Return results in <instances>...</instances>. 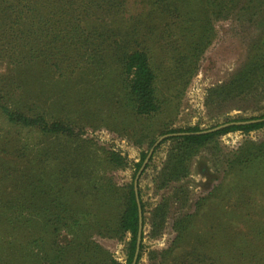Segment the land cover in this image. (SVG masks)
<instances>
[{
    "label": "trees",
    "instance_id": "obj_1",
    "mask_svg": "<svg viewBox=\"0 0 264 264\" xmlns=\"http://www.w3.org/2000/svg\"><path fill=\"white\" fill-rule=\"evenodd\" d=\"M141 2L146 7L129 14L128 0H0V64L5 65L0 71V264H120L93 237L122 239L127 234V264L132 263L138 232L134 184L119 194L107 178L126 166V158L82 135L95 129L96 121L117 132L128 131L130 121L139 124L159 116L156 54L168 57L175 51L177 75L186 88L213 41L212 20L219 17L207 0ZM258 84H264V54L253 53L230 82L208 91L206 105L236 99ZM105 109L110 123L98 119ZM263 127L259 122L209 134L197 127L165 130L163 135H184L169 138L173 147L157 188L186 177L188 161L216 144L218 137ZM129 135L136 144L150 137L138 128ZM155 140L151 138L147 150ZM245 149L226 160L227 173L264 157V142ZM147 154L142 153L137 170ZM87 162L99 170L98 183L89 184L93 176ZM104 179L110 184L106 190ZM75 193L81 199L94 195L99 202L117 199L123 209L113 223L98 216L92 224H83L87 215L78 209L65 211ZM167 209L165 202L152 213L159 227ZM262 217L255 231L264 241ZM193 218L187 215L178 222L180 233ZM230 243L233 248L238 244ZM169 253L152 252V264H166ZM239 254V264L263 259L254 248L249 254L239 249ZM196 263L179 258L172 262Z\"/></svg>",
    "mask_w": 264,
    "mask_h": 264
},
{
    "label": "rangeland",
    "instance_id": "obj_2",
    "mask_svg": "<svg viewBox=\"0 0 264 264\" xmlns=\"http://www.w3.org/2000/svg\"><path fill=\"white\" fill-rule=\"evenodd\" d=\"M207 1L215 6L213 10L219 12V17L212 20L213 41L204 51L198 72L187 87L184 88L177 75L175 51L170 52L168 57L159 52L154 59V69L158 76L156 89L162 104L160 115L142 123L139 121V124L130 121L128 131L125 130L126 127L113 132L96 121L94 125L97 127L85 130L86 133L82 135L83 138L119 152L126 158L124 168L112 171L107 176L119 194L131 183L134 184L139 171L136 164L140 162L142 153L149 152L155 142L164 136L165 130L197 127L204 131L226 123L264 118V84H258L253 92L236 99L218 101L214 106L206 105L210 89L230 82L253 53L264 54V0ZM145 7L141 0H128L129 14L138 13ZM4 69L5 65L0 64V71L3 72ZM116 116L119 118V114ZM109 118L110 113L106 109L99 113L100 121L106 119L110 123ZM137 128L150 136L143 139L141 144H136L129 135L130 131ZM154 137L155 142L147 150ZM169 138L157 146L138 181V194L144 205L143 249L138 264H152L150 254L166 250L170 251L166 264H172L176 258L180 262L196 261V264H239V249L243 248L247 254L251 248L258 250L263 259L257 263L264 264V241L259 240L255 231L256 222L263 219L264 215V157L254 161L253 165L233 172L227 173L224 167L226 160L234 152L248 148L249 145L263 143L264 127L249 133L235 131L218 137L216 144L199 150L188 161L186 177L171 181L166 188L158 189L155 182L173 147ZM94 166L89 162L86 164V168L92 170L90 185L98 183L96 177L100 174ZM108 185L110 184L104 179L103 189L106 190ZM71 199V205L68 204L65 211L80 210L87 215L83 224L88 225L98 216L101 221L108 220L107 224L113 223L123 209L119 201L116 199L113 203L112 198H108L109 202H99L94 195L81 199L75 193ZM165 202L168 203L167 215L165 222L159 227L158 220L152 221V213ZM187 215L194 216L193 222L185 233H180L177 229L178 222ZM93 239L117 262L127 264L130 234L122 239L113 235L94 236ZM175 240L177 243L174 246ZM231 240L238 242L235 248L232 247Z\"/></svg>",
    "mask_w": 264,
    "mask_h": 264
},
{
    "label": "water",
    "instance_id": "obj_3",
    "mask_svg": "<svg viewBox=\"0 0 264 264\" xmlns=\"http://www.w3.org/2000/svg\"><path fill=\"white\" fill-rule=\"evenodd\" d=\"M259 122H264V118L263 119H257V120H252V121H245V122H231V123H226L220 126H217L215 128L209 129V130H204L201 133L202 134H209V133H215V132H219L225 128H228L230 126H240V125H245V124H252V123H259ZM184 134H180V133H176V134H167L162 136L159 140H157V142H155V144L151 147V149L149 150L145 160L142 163V166L140 167L136 178L134 180V190H135V195H136V200H137V204H138V232H137V238H136V247H135V252L133 255V259H132V263L131 264H137L138 263V259H139V255H140V251H141V243H142V235H143V210L140 204V198H139V194H138V181L139 178L143 172V170L146 168L147 163L149 162V160L151 159L155 149L157 148V146L166 138L168 137H173V136H181Z\"/></svg>",
    "mask_w": 264,
    "mask_h": 264
}]
</instances>
